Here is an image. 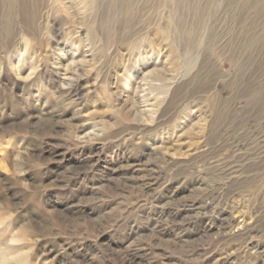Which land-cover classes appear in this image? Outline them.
I'll use <instances>...</instances> for the list:
<instances>
[{"label":"rangeland","instance_id":"rangeland-1","mask_svg":"<svg viewBox=\"0 0 264 264\" xmlns=\"http://www.w3.org/2000/svg\"><path fill=\"white\" fill-rule=\"evenodd\" d=\"M0 23L8 264H264V0H0Z\"/></svg>","mask_w":264,"mask_h":264},{"label":"bare ground","instance_id":"bare-ground-1","mask_svg":"<svg viewBox=\"0 0 264 264\" xmlns=\"http://www.w3.org/2000/svg\"><path fill=\"white\" fill-rule=\"evenodd\" d=\"M51 1V0H50ZM83 1V0H82ZM91 0H84V3H85V5L86 4H88V2H90ZM93 1H97V0H92V2ZM71 2L72 3H74V0H71ZM76 2H78V1H76ZM100 2V1H99ZM57 3V2H56ZM5 4V3H4ZM82 4V3H81ZM8 5V4H7ZM52 5V4H51ZM50 5V6H51ZM99 5V4H98ZM93 6V5H92ZM95 6V5H94ZM93 6V7H94ZM57 7H58V5H57ZM56 7V8H57ZM61 7V6H60ZM82 7V6H81ZM62 8V7H61ZM60 8V9H61ZM4 10H5V7H4ZM54 10V9H53ZM62 10V9H61ZM50 11H52V9L50 10ZM56 11V10H55ZM54 11V12H55ZM2 12V11H1ZM32 12V11H31ZM126 13H128L129 11H125ZM57 14V13H56ZM10 15H11V13H10ZM95 15V14H94ZM38 17V16H37ZM148 17V16H147ZM94 18V17H93ZM134 17L133 16H131V15H127V16H125V17H123V18H119V23H121L122 25V27L124 28V29H134V28H136L137 26H141L142 27V22H139L140 21V19H139V24H137L136 23V21L134 22L132 19H133ZM148 19V18H147ZM34 21V20H33ZM133 21V22H132ZM28 22V21H27ZM25 23L23 26H22V29H23V31H27L28 29H29V25H28V23ZM31 22V21H30ZM116 22H118V21H116ZM32 23V22H31ZM1 24V23H0ZM3 24H5V23H3ZM93 24H96V23H93ZM101 24V23H100ZM6 25V24H5ZM34 26H36V25H34ZM4 27V26H3ZM2 27V28H3ZM91 27V26H90ZM110 28V27H109ZM6 31V30H5ZM33 31V30H32ZM20 35V34H19ZM16 40V39H15ZM12 45H14V43L13 42H10V43H7V44H5V45H3V46H1L4 50H6V49H9V47H11ZM69 64V63H68ZM189 68V67H188ZM191 69V68H190ZM21 73V72H20ZM74 77V76H73ZM69 78V77H68ZM80 80V78L79 77H76V78H74V80H69V82L68 83H64V81H63V83L64 84H66V85H68L70 88H72V90H74V91H78V89H79V81ZM166 99V98H165ZM180 99V98H179ZM168 103V101L167 100H164V101H162L161 102V104H160V107H159V109H158V118H160V119H158V122L157 123H160L162 120V117H163V113H164V111H165V108H166V104ZM182 105V104H181ZM184 112V111H183ZM18 258L20 259V260H22V258H20L19 256H18ZM0 264H8V256H7V254H6V252L4 251V249H2L1 248V242H0Z\"/></svg>","mask_w":264,"mask_h":264}]
</instances>
